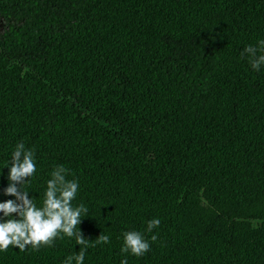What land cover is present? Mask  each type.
I'll return each instance as SVG.
<instances>
[{
    "label": "trees",
    "instance_id": "trees-1",
    "mask_svg": "<svg viewBox=\"0 0 264 264\" xmlns=\"http://www.w3.org/2000/svg\"><path fill=\"white\" fill-rule=\"evenodd\" d=\"M0 28V202L23 143L28 197L64 169L90 243L0 264H264V65L242 55L264 0H0ZM131 231L143 256L121 253Z\"/></svg>",
    "mask_w": 264,
    "mask_h": 264
},
{
    "label": "clouds",
    "instance_id": "clouds-1",
    "mask_svg": "<svg viewBox=\"0 0 264 264\" xmlns=\"http://www.w3.org/2000/svg\"><path fill=\"white\" fill-rule=\"evenodd\" d=\"M258 52H264V39L257 41L255 46H246L242 53L248 55L254 71H258L264 65V55H257ZM11 159V166L6 161L8 186L4 190V195L13 196L15 200L0 202V252L7 250L10 245L20 251H24L29 245L33 249L50 246L53 239L61 236L75 237L76 245H84V249H87L90 243L81 238L77 226L88 209L83 204L74 206L72 203L77 196L78 182L65 181L62 175L64 169L53 170L50 173L51 178L46 181L42 202L37 206L34 199L28 197L27 190L30 178L37 170L32 152L25 151L24 144L19 143L11 152ZM159 223V219H152L148 222V230ZM152 239L155 240V236ZM95 243L108 244L109 236L101 235ZM84 249H80L75 255L65 257L62 264H71L73 260L75 264H83ZM148 250L149 243L143 240L140 233L131 231L123 234L121 253L140 257ZM120 264H127V259H121Z\"/></svg>",
    "mask_w": 264,
    "mask_h": 264
},
{
    "label": "rangeland",
    "instance_id": "rangeland-1",
    "mask_svg": "<svg viewBox=\"0 0 264 264\" xmlns=\"http://www.w3.org/2000/svg\"><path fill=\"white\" fill-rule=\"evenodd\" d=\"M1 31H2V30H1V28H0V33H1Z\"/></svg>",
    "mask_w": 264,
    "mask_h": 264
}]
</instances>
